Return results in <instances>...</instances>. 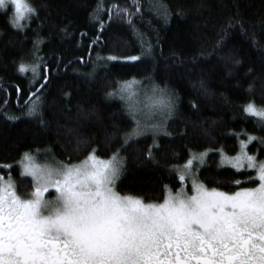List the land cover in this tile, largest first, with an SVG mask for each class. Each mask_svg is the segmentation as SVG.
Instances as JSON below:
<instances>
[{"label":"trees","instance_id":"1","mask_svg":"<svg viewBox=\"0 0 264 264\" xmlns=\"http://www.w3.org/2000/svg\"><path fill=\"white\" fill-rule=\"evenodd\" d=\"M27 2L38 11L30 21H24L26 26L22 31L9 24L10 7L7 11L0 10V162L12 165L10 171L0 168V174L5 178L10 174L19 182L21 191H29L32 182L26 176L21 179L16 163L25 151L75 163L83 160L95 144L100 148L97 155L109 157L123 141L117 135L106 145V132L113 131L114 124L120 126L119 132H124L132 124L123 110L124 102L106 97V93L116 89L118 82L139 81V85H167L177 97V109L167 127L175 138H160L161 147L154 152L156 163L146 160L144 155L152 143L150 133L130 143L120 153L125 158V173L117 182L116 191L142 196L145 201H162L164 185L173 191L181 187L178 180L170 179L175 177V172L170 173L168 167L183 164L188 149L211 150L200 173L207 187L225 192L236 190L205 177L241 179L229 165H222L223 171H216L221 153L218 150L231 156L236 153L239 140L248 135L264 137V126L245 113L243 107L249 101L264 105V0H139L135 5L133 0H103L101 18L105 21L109 20V5L130 7L136 13L131 24L112 20L104 29H98L96 22L90 21L89 14L97 0ZM160 5L167 7V23L157 14ZM229 17L241 20L243 25L229 28L225 35L223 27ZM65 25L71 35L60 31ZM98 31L102 32V38L89 47ZM140 34L155 46L152 56L142 53ZM221 36L224 39L217 46ZM36 39L40 40L37 55L49 67L59 69L44 89L43 115L49 121L46 129L38 118L24 115L29 92H35L40 85L32 87L30 71H17L21 60L35 62L32 52ZM109 55L140 59L108 61ZM97 56L103 59L96 61ZM58 57L62 58L59 64ZM94 61L97 62L95 78L88 80L80 73L91 71ZM38 80L42 81L43 76ZM193 101L197 104L195 110L191 107ZM91 108H95L96 114L84 119L81 109ZM68 128L85 133L91 142L80 152H73L69 144L73 136ZM182 129L186 134L181 135ZM248 151L264 160V145L258 140L251 141ZM173 153H178L179 158H173ZM245 174L255 175L250 169ZM185 186L191 193L189 181Z\"/></svg>","mask_w":264,"mask_h":264},{"label":"snow or ice","instance_id":"2","mask_svg":"<svg viewBox=\"0 0 264 264\" xmlns=\"http://www.w3.org/2000/svg\"><path fill=\"white\" fill-rule=\"evenodd\" d=\"M138 2L133 0V5ZM9 7L13 10L9 14V24L21 31L26 26L24 21H30L38 11L27 0H0V10L7 11ZM107 10L109 20L105 21L101 18L103 0H97L89 14L90 21L96 22L98 29H104L112 20H126L131 24L136 14L130 7L121 8L117 4L109 5ZM157 14L168 22L165 5L159 6ZM237 24L242 26L243 22L229 17L223 27L224 34ZM67 27L65 25L60 31L71 35ZM101 38L102 32L98 31L89 47ZM223 39L221 36L217 46ZM140 42L142 53L152 56L155 46L145 40L143 34H140ZM39 43V39L33 42L35 62L21 60L17 71L30 70V84L32 87L40 85L35 92H29L24 115L38 118L46 129L49 121L43 115L44 89L59 69L49 67L37 55ZM61 59L57 58V64ZM101 59L97 56L96 61ZM118 59L136 61L140 57H107L108 61ZM96 61L91 71L80 75L94 79ZM104 67L107 68V64ZM40 76H43L42 81L38 80ZM135 83L139 85V81ZM252 87L250 84L249 90ZM68 95L64 93L65 97ZM106 97H119L124 102L123 110L132 124L124 132H119L120 126L115 124L113 131L106 132V145L117 135L123 141L109 157L97 155L100 148L93 144L83 160L41 165L35 162L32 151H25L16 163L21 167V179L31 177L33 191L24 195L18 192V181L10 174L6 179L0 174V264H264V160L246 150L248 143L254 140L264 145V137L248 135L247 140H239V150L233 156L218 150L221 160L216 171H223L222 165L228 164L235 169L233 174L242 178L225 181L210 176L205 179L226 184L235 191L207 187L200 173L211 150L188 149V158L183 164L168 167L170 173L175 172V177L170 176V179L178 180L181 187L173 191L169 185H164L162 201H145L142 196L122 195L116 191L117 182L125 173V158L120 153L130 143L151 133L152 143L144 155L146 160L156 163L154 152L161 147L160 138H175L167 127L176 112L177 97L167 85L160 87L153 83L143 90V100H140L134 96L128 81L118 82L117 88L106 93ZM191 107L197 108L195 101L191 102ZM243 107L245 113L256 117L264 126V105L257 106L249 101ZM81 112L84 119L96 114L95 108L81 109ZM67 131L73 136L69 141L73 152H80L91 142L83 132L72 128ZM184 134L186 130L182 129L181 135ZM173 158H179V154L173 153ZM11 167L0 162L4 170L10 171ZM249 169L254 171V176L245 174ZM189 180L190 195L184 187ZM242 184L254 186L242 187ZM49 189L56 192L51 199L45 195Z\"/></svg>","mask_w":264,"mask_h":264},{"label":"rangeland","instance_id":"3","mask_svg":"<svg viewBox=\"0 0 264 264\" xmlns=\"http://www.w3.org/2000/svg\"><path fill=\"white\" fill-rule=\"evenodd\" d=\"M11 9V12L13 11L12 8ZM30 71V70H29ZM31 72V71H30ZM131 83V91L133 92L134 96H136L137 99H140V100H143V90L145 88H150L152 84H146V85H137L135 83V81H129ZM137 93H139V95H136ZM115 98H119V97H115ZM120 99V98H119ZM248 114V113H247ZM252 116V115H251ZM254 117V116H253ZM256 118V117H255ZM149 134V133H148ZM151 134V133H150ZM248 139V136L246 137V139L244 140H247ZM251 142L248 143V145L250 144ZM248 145L246 147V150L248 151ZM239 150V144H238V149L237 151ZM236 151V152H237ZM249 152V151H248ZM236 154V153H235ZM233 154V155H235ZM251 154V153H250ZM231 155V156H233ZM36 156V160L35 162L38 163V164H41V165H44V164H54L57 160H55L54 158L52 157H45V156H40L38 154H35ZM229 156V155H228ZM21 159V158H20ZM221 160V153L219 154V157H218V162ZM224 165H228V164H224ZM19 166V164H18ZM231 166V165H229ZM19 169H20V173H21V167L19 166ZM28 177L30 180H31V177L30 176H26ZM6 179V178H5ZM32 182V180H31ZM190 182V186H191V181L189 180ZM184 187H186L184 185ZM253 187V186H252ZM31 191H33V185H32V188L29 190V191H21V189L18 188V192L22 195L24 194H27V193H30ZM191 193H189L190 195ZM46 195V198L48 199H51L52 197H55L56 196V192L54 189H49L48 192L45 194Z\"/></svg>","mask_w":264,"mask_h":264}]
</instances>
